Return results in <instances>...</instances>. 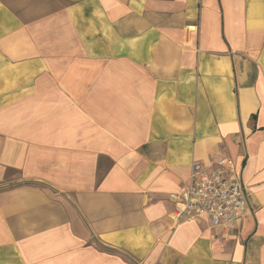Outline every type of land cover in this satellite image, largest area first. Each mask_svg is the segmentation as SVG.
I'll return each mask as SVG.
<instances>
[{"label": "crops", "instance_id": "obj_1", "mask_svg": "<svg viewBox=\"0 0 264 264\" xmlns=\"http://www.w3.org/2000/svg\"><path fill=\"white\" fill-rule=\"evenodd\" d=\"M234 161L240 226H176ZM0 264H264V0H0Z\"/></svg>", "mask_w": 264, "mask_h": 264}, {"label": "built area", "instance_id": "obj_2", "mask_svg": "<svg viewBox=\"0 0 264 264\" xmlns=\"http://www.w3.org/2000/svg\"><path fill=\"white\" fill-rule=\"evenodd\" d=\"M234 165L230 158H221L210 173L203 163L194 164L185 189L169 196L173 203L171 219L176 226L203 219L212 227L224 229L241 225L248 209V193Z\"/></svg>", "mask_w": 264, "mask_h": 264}]
</instances>
